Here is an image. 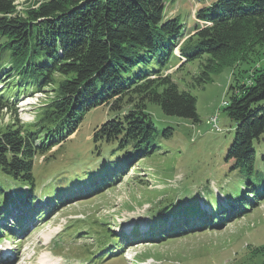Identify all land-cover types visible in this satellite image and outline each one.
Listing matches in <instances>:
<instances>
[{
	"label": "trees",
	"instance_id": "1",
	"mask_svg": "<svg viewBox=\"0 0 264 264\" xmlns=\"http://www.w3.org/2000/svg\"><path fill=\"white\" fill-rule=\"evenodd\" d=\"M202 1L209 4L197 11L195 19L199 23L194 24L193 30L179 43L177 41L185 36V27L179 16H166V0H27L21 10L15 0H0V36L7 40L4 45L10 49L11 56L9 70L0 77L7 73L16 79L25 78L29 81L28 92L50 86L55 94L39 112L36 123L22 125L14 118L10 126L0 131V220H5L2 213L6 212L8 203L14 201L8 197L11 195H16L17 203L24 209L23 213L26 212L24 215L28 214L27 221L33 217L30 213L39 206L38 203L34 206V201H38L32 174L35 158L60 146L67 136L78 130L92 109L106 106L113 115L94 129L91 138L94 157L107 153L112 159L103 167L115 173L114 176L104 178V168L95 172L103 187H109L108 183L116 180L126 168L155 151L156 128L147 103L158 105L166 116L198 122L194 97L179 90L170 75L157 72L128 82L123 73L126 71L124 63L130 64L128 57L133 56L135 48L151 54L168 51L163 54L165 62L178 44L177 50L185 59L182 65L203 55L209 56L199 78L200 83H204L210 72L238 61L245 62L256 47L264 46V0ZM229 89L225 113L234 129L225 161H232L231 169H240L244 174L245 188L254 196L253 207L259 200L264 201V188L263 192H257V187L264 185V173L257 168L264 167V152L258 156L256 153L264 134V66L255 68L246 84ZM20 96H13L9 90L2 91L0 111H15V102ZM168 132L171 134L172 130ZM89 182L82 190L86 197L102 190L88 191L100 185L94 179ZM11 183H21L26 190L8 192ZM61 192L62 189L53 192L48 203L57 204L63 198L62 195L57 198ZM77 195L78 192L71 190L63 202L75 200ZM211 197L214 199L208 203L221 221L226 214L231 220L250 212L244 203L231 200L233 204L226 213L217 207L216 197ZM57 209L58 206H46L49 213L42 217L53 215ZM38 210L42 212V208ZM170 210L168 205L153 213L151 224L155 223L154 227L159 222L168 227L165 232L150 234L149 240L159 242L209 228L212 217L199 211L197 204L185 210L181 214L184 217L174 218L176 222L172 224L167 223ZM186 216H193L195 220H187ZM19 219H22L19 225L11 222L9 237L22 232L23 217ZM2 226L0 231L5 233ZM108 227L106 233L110 234ZM144 239L137 234L125 237L129 243L136 241L134 244L143 243ZM113 243L120 249L122 242L115 238Z\"/></svg>",
	"mask_w": 264,
	"mask_h": 264
},
{
	"label": "rangeland",
	"instance_id": "2",
	"mask_svg": "<svg viewBox=\"0 0 264 264\" xmlns=\"http://www.w3.org/2000/svg\"><path fill=\"white\" fill-rule=\"evenodd\" d=\"M25 1L15 0L17 8L21 10ZM165 6L166 16H179L185 27V36L177 41L180 43L193 30L194 24L199 23L194 22V11L199 5L195 0H166ZM6 42L0 36V74L9 70L11 60L10 49L4 45ZM177 49L178 44L173 55L164 62L163 54L168 51L151 54L135 48L133 56L128 57L130 64L124 63L126 71L123 77L131 82L157 72L170 75L179 90L187 91L194 97L198 122L166 116L158 105L147 103V110L156 128L158 145L155 151L126 168L122 175L108 183L109 187H103L95 172L104 168V178L114 176L115 173L103 167L112 159L107 153L95 158L91 138L94 129L113 115L106 106L92 109L78 130L67 136L60 146L53 147L45 156L35 158L32 174L38 201H34V206L37 203L39 206L30 213L33 217L29 221L28 214L23 216L24 209L17 203L16 195L8 196L14 201L8 203L6 212L2 213V218L8 222L1 228L8 236L11 222L12 225H19L22 220L19 217H23L24 222L22 232L16 237H1L0 256L4 254L11 257L3 264H262L264 201L259 200L256 206L251 207L254 196L245 188L244 174L240 169H231L232 161H225L234 129L225 109L230 98L229 88L246 84L254 69L264 66V46L256 47L245 62L238 61L210 72L209 79L204 83H200L199 78L209 56L203 55L200 59L182 65L184 61L179 59ZM180 65V69L176 70ZM6 74L0 77V93L7 90L13 96L32 93L28 92L27 79H16ZM3 76L7 80L4 81ZM43 89L39 97L26 99L33 105L27 106L20 96L15 108L17 103H21L15 111L1 110L0 131L10 126L14 118L22 125L36 123L41 109L55 96L53 87ZM214 118L215 127L212 122ZM169 129L172 130L171 134ZM262 151L264 134L256 146L257 156ZM45 157L49 159L45 160ZM257 168L264 173V167ZM87 174L90 176L86 177ZM93 179L100 185L88 191L102 190L86 197V192L82 190ZM263 188L264 185L257 187L258 194L263 192ZM61 189L57 198L60 195L63 198L57 204H49L52 193ZM17 190L22 193L26 188L21 183L9 184L8 192ZM71 190L78 192L77 199L63 202ZM212 195L216 197L217 207L223 208L226 213L233 204L231 200L244 203L250 212L236 215L231 220L227 219L226 214L221 221L212 204L208 203L214 199ZM244 196L249 199L244 200ZM196 204L199 211L212 217L208 222L209 228L206 226L159 242L149 240L150 234L165 232L168 227L162 222L154 227L155 223L151 224L153 213L170 205L171 215L167 223L172 224L176 222L174 218H179L185 210L192 209ZM46 206H58V209L44 219L43 214L49 213L46 212ZM10 207L15 211L10 210ZM38 207L42 208V212ZM13 212L14 215L9 219ZM216 219L218 223H215ZM29 225H32L31 229ZM106 226H109L110 234L106 233ZM132 233L144 237V242L134 244L136 241H126L125 237L129 238ZM115 238L122 242L120 249L113 244ZM110 249L113 253H106Z\"/></svg>",
	"mask_w": 264,
	"mask_h": 264
},
{
	"label": "bare ground",
	"instance_id": "3",
	"mask_svg": "<svg viewBox=\"0 0 264 264\" xmlns=\"http://www.w3.org/2000/svg\"><path fill=\"white\" fill-rule=\"evenodd\" d=\"M41 94H37V95H35L36 97H39ZM35 98V97H34ZM23 100V99H22ZM35 101V100H34ZM19 103H21V102H19ZM23 104V103H22ZM28 106V105H27ZM29 122V121H28ZM41 264H47V263H45V262H42Z\"/></svg>",
	"mask_w": 264,
	"mask_h": 264
},
{
	"label": "built area",
	"instance_id": "4",
	"mask_svg": "<svg viewBox=\"0 0 264 264\" xmlns=\"http://www.w3.org/2000/svg\"><path fill=\"white\" fill-rule=\"evenodd\" d=\"M212 122L214 123V124H213V127H215V126H216V119H215V118L212 119Z\"/></svg>",
	"mask_w": 264,
	"mask_h": 264
}]
</instances>
